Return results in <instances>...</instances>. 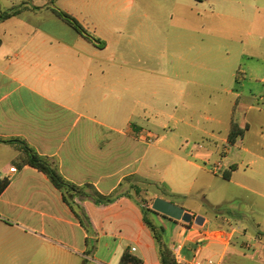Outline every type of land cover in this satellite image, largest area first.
Wrapping results in <instances>:
<instances>
[{"label":"crops","instance_id":"obj_1","mask_svg":"<svg viewBox=\"0 0 264 264\" xmlns=\"http://www.w3.org/2000/svg\"><path fill=\"white\" fill-rule=\"evenodd\" d=\"M63 1L0 0L1 10L39 7L0 23V138L24 140L68 181L118 197H75L73 210L0 142V176L10 180L0 194V264H119L125 251L162 264L141 206L159 197L204 218L152 214L172 252L181 245L185 259L226 264L253 248L264 260V0H168L171 12L155 4L170 12L166 22L143 20V7L134 20L124 5L65 2L99 43L54 13ZM206 4L211 21L193 19V5ZM197 28L209 38L192 36ZM233 121L244 128L230 142ZM152 186L164 194L149 195ZM233 201L231 216L221 207Z\"/></svg>","mask_w":264,"mask_h":264},{"label":"trees","instance_id":"obj_2","mask_svg":"<svg viewBox=\"0 0 264 264\" xmlns=\"http://www.w3.org/2000/svg\"><path fill=\"white\" fill-rule=\"evenodd\" d=\"M56 15L62 18L65 22L71 25L77 32L83 35L85 38L89 39L92 42L99 43V39L91 35L84 26L79 22V20L71 15L70 13L56 8L51 7ZM27 9L37 10L39 7L36 6H27L21 5L17 7H13L9 10H1L0 9V23L21 14L23 11ZM2 40L0 38V45ZM243 128L241 124L233 121L231 125V131L229 135L230 142H235V140L243 133ZM0 142H5L9 144L15 145L21 152V162L22 165L32 166L39 171L43 172L48 176L51 182L57 187L59 190L63 192L64 200L73 208L72 200L75 197L80 198H89L96 204H109L114 202L117 199V195H103L99 193L93 185L85 184L83 186H78L70 181H68L63 175L59 172V170L52 164V162L45 156L39 154L33 147H31L26 141L21 139H11L4 140L0 138ZM228 177V176H226ZM10 180L6 177L0 176V194L5 190V188L9 185ZM138 189V188H137ZM139 189L137 192L139 193ZM154 202V200H152ZM143 211V220L145 225L153 232L155 239L159 244V253L162 264H176L175 256L171 249L162 241L161 231L159 230L158 225L155 223L153 219L149 217V214H158L149 205H141ZM76 213V212H75ZM80 218L83 224L87 225L84 218L76 213ZM166 217V216H165ZM119 264H143V260L138 256L130 253L129 251H125L120 259Z\"/></svg>","mask_w":264,"mask_h":264},{"label":"rangeland","instance_id":"obj_3","mask_svg":"<svg viewBox=\"0 0 264 264\" xmlns=\"http://www.w3.org/2000/svg\"><path fill=\"white\" fill-rule=\"evenodd\" d=\"M101 3L105 4V5H110V6H115L118 7L120 5H124L127 7L128 11H133L134 15L133 18L134 20L136 19L137 15L142 13L144 11V13H147L149 16L146 17H142L143 20H153L155 19L154 16H157L159 20L161 21H168L169 20V16H170V12L172 11L171 9V4L168 3V0H100ZM65 2H67L66 4L69 5L70 7L73 8H78L80 7V3L79 0H65L59 4H55L56 6L60 7V9H63L62 7L64 6ZM158 2V3H156ZM155 4H159L160 6L162 5H166V7H168V12L165 8H161L159 6L155 7ZM137 7H143V11H139L138 13H136V9ZM153 7V8H152ZM210 5L206 4L200 8H197L195 5H193L192 9L189 10L190 15L193 17V19H199V17L201 16V21H205V22H210L212 19V15L210 13V9H209ZM64 10V9H63ZM147 10V12H146ZM153 16V17H152ZM140 19V18H138ZM222 21V19L220 20ZM200 29H193L192 30V36L194 35L195 38H202V37H207L204 32H202ZM91 33L92 35H95L93 32V29L91 28ZM198 31V32H197ZM222 30L218 31V35L220 37H222ZM225 35V34H224ZM209 38V37H207ZM221 39V38H220ZM222 45V51L221 52H225L227 49H231L230 45H227L226 43L221 44ZM195 51V50H194ZM193 51V52H194ZM226 54V53H224ZM161 193L164 194L162 188H156L155 186H152L149 189V195H152L154 193ZM210 198L211 199H216L217 196L214 194H210ZM193 199V204L197 205V206H201V202L203 201L205 204L201 207L204 213H211L214 214L215 210L211 207H209L208 205H206V202L204 200H199L197 198H192ZM231 206L226 205L221 207L224 212L228 215L234 216V213L236 211V209H234L235 206L240 205L237 201H233L231 202ZM152 206V204H151ZM150 218H153L152 214H149ZM159 230L161 231L160 233L164 236V239L167 241L170 237V231L167 230V232H162V229L159 228ZM242 254L241 256H236L234 258H231L230 260H228L226 262V264H264V260H259V259H254L252 257V255L255 254V250L253 248H242Z\"/></svg>","mask_w":264,"mask_h":264},{"label":"water","instance_id":"obj_4","mask_svg":"<svg viewBox=\"0 0 264 264\" xmlns=\"http://www.w3.org/2000/svg\"><path fill=\"white\" fill-rule=\"evenodd\" d=\"M152 210L166 217L185 223L194 221L198 225H202L204 218L200 215H194L186 211L183 207L163 198H156L151 206Z\"/></svg>","mask_w":264,"mask_h":264},{"label":"built area","instance_id":"obj_5","mask_svg":"<svg viewBox=\"0 0 264 264\" xmlns=\"http://www.w3.org/2000/svg\"><path fill=\"white\" fill-rule=\"evenodd\" d=\"M152 140L149 139L148 142H151ZM13 172H16V168H12ZM182 246L178 245L176 247L173 248V254L175 256V260H176V264H204L203 261H201L200 259H198L195 255L193 258L191 259H185L182 256ZM132 250L134 251L135 248H132ZM208 264H214V261L212 259L207 260Z\"/></svg>","mask_w":264,"mask_h":264}]
</instances>
